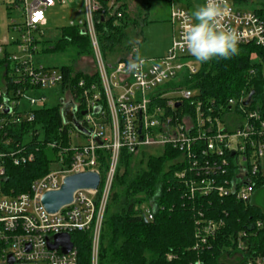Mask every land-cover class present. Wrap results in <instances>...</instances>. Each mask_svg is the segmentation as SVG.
<instances>
[{"label":"built area","instance_id":"built-area-1","mask_svg":"<svg viewBox=\"0 0 264 264\" xmlns=\"http://www.w3.org/2000/svg\"><path fill=\"white\" fill-rule=\"evenodd\" d=\"M56 4H71L82 13L81 20L69 25L80 26L88 34L100 86L83 78L63 83L59 67L45 66L38 60L40 41L46 36L45 12ZM226 4L228 11L220 23L237 30L238 45L264 46L262 19L234 0H226ZM118 7L117 0H0L7 29L19 35L14 41L5 37L0 40V264H80L71 240L73 232L89 233V264H98L101 224L121 149L128 153L151 147L178 151L182 164L173 175L192 199L216 193L246 202L252 198L256 184L264 181V91L261 100L252 102L251 97L247 105L243 102L249 94L215 106L183 85L185 76L195 73L198 65L182 40L192 19L186 9L174 4L169 17L172 40L165 54L142 58L143 67L133 74L126 70L128 59L138 52L133 47L126 62L106 67L98 47L95 17H120ZM49 90L59 97L61 111L67 104L72 106L74 120L86 133L62 118L63 125H69L70 145L64 149V153L71 151L69 160L52 162L48 172L34 179L27 190L7 193L4 179L8 165L17 167L32 161L30 143L40 135L37 129L15 141L7 135L8 127L32 121L35 111L46 107L45 91ZM24 99L30 107L21 108ZM74 134L85 141L73 144ZM99 149L109 152L103 181ZM87 170L98 173L97 188L79 189L71 203L56 212L46 211L43 194L59 189L66 176ZM140 208L145 222L153 220L151 203H143ZM252 226L254 232H264V221L256 220ZM222 227L221 218L196 222L191 249L198 256L193 264H204L201 253ZM253 231L237 233L234 248L223 253L226 263L264 264ZM58 233L70 235L72 246L66 253L60 246H48ZM166 257L171 260L173 255Z\"/></svg>","mask_w":264,"mask_h":264},{"label":"trees","instance_id":"trees-1","mask_svg":"<svg viewBox=\"0 0 264 264\" xmlns=\"http://www.w3.org/2000/svg\"><path fill=\"white\" fill-rule=\"evenodd\" d=\"M117 1L120 17H95L98 47L106 67L126 62L133 48L129 44V28L133 30L138 25L136 18L129 16L127 0ZM234 1L236 5L243 6L239 4L240 0ZM141 4L144 12L141 23L144 24L150 4L147 0H141ZM253 11L264 23V6ZM90 41L80 26H62L56 38L40 41L39 54L69 56L73 53L76 58H93ZM253 57L254 61L251 59ZM263 65L264 46L238 45V54L228 60L198 62L196 72L186 75L183 85L215 106L224 104L230 98L247 96L251 91L254 92L252 102H255L263 97ZM59 68L63 83L69 81L72 84L83 78L100 86L97 71L82 73L75 69L73 62H65ZM68 128L69 125L62 123L60 104L38 109L32 121H22L8 127L7 135L15 141L22 140L24 135L37 129L40 135L34 136L30 143L34 152L32 161L17 167L8 165L4 179L5 192H23L34 179L48 172L52 162L60 158H63L64 163L69 160L71 151L64 153V149L70 145ZM97 154L103 181L109 164V152L99 149ZM181 164V154L168 147H164L157 155L147 154L143 149L136 153L120 150L101 224L98 264H193L198 256L191 249L194 230L196 222L202 218L223 220V227L217 232L215 240L201 253L204 264H243L226 263L223 253L228 248H234L238 232H252L254 221H264V212L252 203V198L243 202L233 197H218L216 193L190 198L182 183L173 175ZM262 185L264 181L258 182L254 189ZM143 203L153 205V220L145 222L142 217L140 206ZM254 234L259 251L264 255V232L253 231ZM71 240L77 247L79 263L89 264V233L73 232ZM168 254L173 255L171 260L166 257Z\"/></svg>","mask_w":264,"mask_h":264},{"label":"rangeland","instance_id":"rangeland-1","mask_svg":"<svg viewBox=\"0 0 264 264\" xmlns=\"http://www.w3.org/2000/svg\"><path fill=\"white\" fill-rule=\"evenodd\" d=\"M150 4L149 10L146 16V22L143 24V10L141 9V0H127L128 12L131 18H136V29L129 28L130 41L129 44L132 47H137L138 53L142 58L157 57L165 54L171 45L172 40V24L169 22L170 6L171 4L181 6L186 9L192 19L191 13L200 5L203 4V0H147ZM239 2V0H237ZM240 5L244 8L253 10L264 6V0H240ZM78 8L71 4L59 5L56 4L53 7H49L46 12V26L45 38L54 39L58 36L60 28L62 26H69L70 22L77 23L83 18L82 13L77 12ZM141 30V31H140ZM136 34V35H135ZM11 39V41L19 39V35L12 30L7 29V20L3 10L0 8V40L2 38ZM10 49V47H9ZM252 61L255 58H251ZM38 60L49 67H59L65 62H73L77 71H81L85 74H92L96 71V66L93 58L91 57H79L76 58L73 53L69 56H63L59 54L53 55H41ZM195 61V59H194ZM195 66L198 62L195 61ZM264 73V65L262 68ZM48 96L46 101V107H53L59 103V97L54 94V91H45ZM21 108L30 107L27 100L21 101ZM38 107V106H37ZM73 144L83 143L85 140L82 137H75V134L71 138ZM162 151L159 147H151L145 149L147 154H160ZM252 203L259 206L260 210L264 212V185L254 191L252 196Z\"/></svg>","mask_w":264,"mask_h":264},{"label":"clouds","instance_id":"clouds-1","mask_svg":"<svg viewBox=\"0 0 264 264\" xmlns=\"http://www.w3.org/2000/svg\"><path fill=\"white\" fill-rule=\"evenodd\" d=\"M228 11L226 0H204L192 13V23L182 33L187 53L199 63L213 59L228 60L238 54L239 33L235 28L222 25ZM144 61L137 52L128 59L126 70L137 73Z\"/></svg>","mask_w":264,"mask_h":264},{"label":"water","instance_id":"water-1","mask_svg":"<svg viewBox=\"0 0 264 264\" xmlns=\"http://www.w3.org/2000/svg\"><path fill=\"white\" fill-rule=\"evenodd\" d=\"M253 94V91L249 93L246 100H244L243 105L248 104ZM61 115L65 122H71V120H69V118L65 115L64 109L61 111ZM72 123L78 131L86 133V130L82 128L78 122L73 120ZM99 182L100 177L95 171L87 170L85 172L73 173L63 179L59 189L45 192L42 197V204L46 211L56 212L61 209L62 206L72 202L75 191L79 189H96ZM53 239V243H48L49 248L55 249L60 246L63 253H66L70 250L72 242L70 241L69 234L58 233L53 235Z\"/></svg>","mask_w":264,"mask_h":264},{"label":"flooded vegetation","instance_id":"flooded-vegetation-1","mask_svg":"<svg viewBox=\"0 0 264 264\" xmlns=\"http://www.w3.org/2000/svg\"><path fill=\"white\" fill-rule=\"evenodd\" d=\"M65 115L71 120V122L74 120L75 116L72 111V106L67 104L64 108ZM75 121V120H74Z\"/></svg>","mask_w":264,"mask_h":264},{"label":"crops","instance_id":"crops-1","mask_svg":"<svg viewBox=\"0 0 264 264\" xmlns=\"http://www.w3.org/2000/svg\"><path fill=\"white\" fill-rule=\"evenodd\" d=\"M181 7V6H180Z\"/></svg>","mask_w":264,"mask_h":264}]
</instances>
